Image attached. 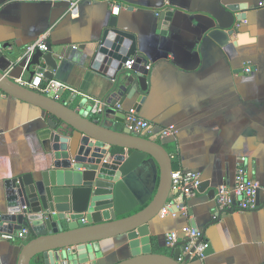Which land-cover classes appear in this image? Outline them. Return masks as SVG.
Masks as SVG:
<instances>
[{"label": "crops", "instance_id": "0c3cea01", "mask_svg": "<svg viewBox=\"0 0 264 264\" xmlns=\"http://www.w3.org/2000/svg\"><path fill=\"white\" fill-rule=\"evenodd\" d=\"M262 2L0 0V69L28 83L38 68L29 67L28 47L48 33L47 42L59 63L52 80L63 85L58 99L71 98L76 108L84 104L82 110L89 109L92 117L101 110L97 101L114 83L104 68L93 64L94 51L110 28L112 16L118 17L119 28L136 36L138 55L151 66L149 89L138 113L151 122L156 133L151 139L164 144L174 167L199 171L207 183L201 191L177 199L176 216L160 213L150 222L158 252L170 250L168 233L193 222L205 233L213 250L190 264H264ZM115 5L120 6L118 14L113 12ZM167 12L171 14L166 27L162 15ZM216 28L228 33L238 30L248 40L239 44L235 32L233 39L220 44L210 37ZM50 82L44 79L38 90H45ZM136 102V96L127 99L124 110L136 108ZM170 125L175 126V134L161 137L157 133ZM47 128L48 117L40 107L0 94V182L47 167L51 157L44 143L51 137L44 134ZM239 167L260 183L258 207L222 211L216 192L222 186H234ZM0 212L4 211L0 208ZM16 241L0 239V264L18 263L22 245ZM94 245L97 264H114L131 255L126 235Z\"/></svg>", "mask_w": 264, "mask_h": 264}, {"label": "water", "instance_id": "95a60500", "mask_svg": "<svg viewBox=\"0 0 264 264\" xmlns=\"http://www.w3.org/2000/svg\"><path fill=\"white\" fill-rule=\"evenodd\" d=\"M170 12L162 15L164 25ZM112 16L93 54L95 67L104 68L114 81L97 106L96 117L71 106V98L59 100L29 83L17 81L0 69V94L6 93L45 111L51 153L47 167L0 182V208L4 211L0 231L29 228L30 239L22 245L17 264H97L94 243L126 235L130 257L114 264H190L197 256L181 259L184 243L165 252L154 250L150 222L174 199V161L161 142L132 134L125 123L123 105L136 96L137 111L149 89L150 70L138 55L136 36L118 27ZM165 28V27H164ZM213 29L210 37L224 44L237 33L243 44L246 33ZM29 67H46L45 77L54 79L59 66L53 46L28 56ZM134 60L131 69L126 63ZM35 70L31 72L34 77ZM29 81V82H30ZM63 89L60 90L61 95ZM118 124V125H116ZM202 182L199 191L205 186ZM216 192V191H214ZM138 206L139 211L133 212ZM180 206V205H179ZM173 209L179 211L178 205ZM192 227L196 230L195 223ZM186 233L179 232L180 240ZM205 233H203V237ZM209 244L204 255L212 252Z\"/></svg>", "mask_w": 264, "mask_h": 264}, {"label": "built area", "instance_id": "2783aa9c", "mask_svg": "<svg viewBox=\"0 0 264 264\" xmlns=\"http://www.w3.org/2000/svg\"><path fill=\"white\" fill-rule=\"evenodd\" d=\"M264 4V2H262ZM120 6L115 5L113 12L118 14ZM48 33H44L39 39L28 47V53L33 54L37 49L42 51L47 50ZM2 48L0 47V51ZM134 65V60H129L126 63V68L131 69ZM150 65L147 68L150 69ZM246 71L251 72L252 68L246 66ZM46 68L38 67L35 70L34 77L29 83L31 88L39 89L42 87L45 77ZM63 89L62 83L51 80L48 87L42 92L53 95L55 98H59V91ZM125 127L134 135L146 136L152 138L156 133L153 131L151 122L141 117L136 108H130L125 112ZM157 133L161 137L173 135L176 133L174 125L162 127ZM202 183V175L199 171L186 169L184 167H174L172 172V192L176 194L175 198L168 201L160 213L164 215L172 214L177 215L178 211L173 209L174 205H178L177 199L179 197H189L193 195L200 187ZM260 189V183L258 180L249 177L244 167H239L236 176L235 184L233 187L222 186L215 195L216 204L222 211H247L253 210L258 207V192ZM3 217V213L0 212V220ZM218 215H214L213 218L217 219ZM180 231L186 233L181 239L186 240L183 245L181 259L190 254V258L193 256L198 257L199 260H203L205 255L204 251L209 245L203 237V232L194 229L192 226L183 227ZM173 231L166 235V242L169 247H173L180 241L179 232ZM29 228L24 227L20 230L13 232L0 231V239H6L9 241L23 240L29 236Z\"/></svg>", "mask_w": 264, "mask_h": 264}, {"label": "trees", "instance_id": "16d2710c", "mask_svg": "<svg viewBox=\"0 0 264 264\" xmlns=\"http://www.w3.org/2000/svg\"><path fill=\"white\" fill-rule=\"evenodd\" d=\"M143 208V206H138L134 211H132L131 213H133V212H136V211H139L140 209H142Z\"/></svg>", "mask_w": 264, "mask_h": 264}]
</instances>
